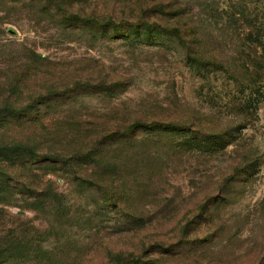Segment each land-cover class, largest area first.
Returning a JSON list of instances; mask_svg holds the SVG:
<instances>
[{
  "label": "rangeland",
  "instance_id": "1",
  "mask_svg": "<svg viewBox=\"0 0 264 264\" xmlns=\"http://www.w3.org/2000/svg\"><path fill=\"white\" fill-rule=\"evenodd\" d=\"M191 2L198 4L196 15L207 19L223 51L224 69L194 65L167 35H156L150 42L139 38L143 43L133 46L120 38L95 37V31H65L43 15L10 6L0 12V22L7 18L14 22L1 27L0 61L36 51L75 74L102 75L109 90L93 85L77 97V105L68 109L76 116L101 113L133 120L147 113L159 118L189 113L197 126L216 132L209 137L167 128L141 131L142 136H158L142 151L153 156L141 166L140 202L158 212L174 210L163 222L162 234L167 237L162 240L170 245L176 237L169 235V228L202 202L215 182L230 177L226 193L204 200L206 205L189 218L193 228L202 225L205 239L195 242V250L186 255L176 249L173 257L181 264H264V44L246 37L249 22H264V0ZM259 88L262 95L256 94ZM174 145L189 149L174 154L168 149ZM59 182L65 195L59 207L24 214L34 220L46 248L39 254L42 262L57 264L46 250L72 241L73 252L61 264H76L82 256L79 247H89L94 235L127 218L123 212L103 208L98 196Z\"/></svg>",
  "mask_w": 264,
  "mask_h": 264
},
{
  "label": "trees",
  "instance_id": "2",
  "mask_svg": "<svg viewBox=\"0 0 264 264\" xmlns=\"http://www.w3.org/2000/svg\"><path fill=\"white\" fill-rule=\"evenodd\" d=\"M192 4L191 0H0V12L16 7L43 15L65 31H95V37L120 38L133 46L141 45L144 38L150 42L156 35H167L194 65L224 69L223 51L207 19L196 15L198 4ZM7 19L0 22L1 32L2 26L14 23ZM248 25L246 37L263 45L264 22L253 20ZM32 52L0 61V264H53L42 262L39 254L46 248L34 220L24 213L59 207L65 198L59 188L62 180L81 194L98 196L103 208L123 212L127 218L110 231L94 235L89 247H79L82 256L76 264H181L174 251L186 255L195 250V242L205 239L202 225L193 228L189 218L206 205L204 200L221 198L232 180L225 177L215 182L202 205L199 200L184 212L183 220L169 228L176 240L167 245L162 231L174 210L158 212L140 202L141 166L153 156L142 151L158 134L140 133L167 128L214 137L216 132L197 126L189 113L161 118L147 113L133 120L101 113L95 117L71 114L68 109L77 105V97L93 85L109 90L108 81L102 75L75 74ZM257 91L262 95V89ZM188 147L168 149L179 154ZM74 247L70 241L46 252L61 264Z\"/></svg>",
  "mask_w": 264,
  "mask_h": 264
}]
</instances>
